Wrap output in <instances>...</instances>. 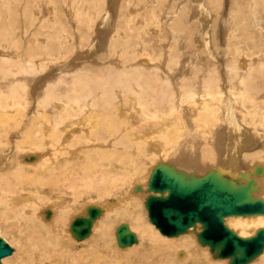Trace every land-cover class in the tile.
Segmentation results:
<instances>
[{"label":"rangeland","instance_id":"1","mask_svg":"<svg viewBox=\"0 0 264 264\" xmlns=\"http://www.w3.org/2000/svg\"><path fill=\"white\" fill-rule=\"evenodd\" d=\"M23 1L24 0H5V1L0 0V5H1L0 6L1 7L0 8V21L4 22V24L2 26H0L1 27L0 30L2 29L1 30L2 32L0 31V34L2 33L3 35H5L3 37H1L2 34L0 35V44L1 43L3 44V47L0 46V52L4 53V51H6L5 53L8 54L13 49L17 54H21L24 51V49L27 48V47L25 48L24 45H25V38L26 39L28 38L27 40L29 41L30 45H32L31 53L33 52V54H31V55H33V56H31V57H33L36 60H39L41 57H45L47 55L46 50L36 47V45L39 46V44H41V41L43 40V38H44V40H47L48 39L47 37H51V34H53V36L57 37V34H56L57 32L60 34V36H63L64 32L71 33V35H72V33L73 34L79 33L80 36L78 34L79 38H77V41L75 40L74 43L72 41L70 42V40H68V41L64 40V42H63L64 46H60V44L55 43L54 44V45H56V46H54L55 49L49 48V45L51 43L44 42L45 44H49L47 46V50H48V52L50 51L49 54L53 59L51 61H47L48 67L44 71H40L41 73H39V75H37V78H35L31 82V84L28 86L29 87L28 88L29 90L27 89L29 91L28 93H24V90H22L20 88V87H22L23 82H24V84L26 83V81L24 80L26 73L25 74L19 73L17 75L18 77L17 76H14V77L9 76V78H0V82L3 81L0 83V90L4 91L5 93L8 92L7 80L14 78L13 84H17L18 88H20L21 92H23L22 94H24V96H23L24 100H22V102H24L22 109L24 111H26V114H25L24 111L22 110V116L20 117V119L19 118L17 119V122H18L17 125L15 124L16 123L15 120L11 121V125L13 127L12 126L10 127V131L8 133H7V131H4L3 130L4 127H2V125H0V128H1V131H0L1 139L0 140L2 141V142L0 141V153H1L0 156H2V158L5 159L3 161V165L5 164L6 157L8 155L9 156L15 155L16 159L19 158L21 161H24L22 159V156L26 153H37V154H41V155L45 154L44 157H46V158L49 157V155L53 154L56 146L54 147V146L50 145L48 147V145H46L45 147H43L44 145H40V146L34 147V144H29V147L25 146L27 143L25 144L24 142H26V140H28V138H29L28 134H30V136L33 134L32 135L33 137L37 136V126H35V125H37L38 121L36 122V120L44 119V121H45L47 116L56 115V114H58L62 117L61 109L57 108L58 107L57 105L61 104V101L64 100L63 94L66 98V97H68V95H70L69 94V92H70L71 95L69 98H72L73 97V94H72L73 93L72 92L73 86L77 85L78 83H79V86H82L83 85L82 80L84 78H86L87 75L92 76V77H96V75H99L101 73H105L107 75V74H109V72L111 70H113V68L117 69V66L115 65L116 61H118L119 66H121V65L125 66L126 65L127 68L134 67L136 65V62H138V60H141V58L143 56V55H141L143 51L139 47L140 42L143 43L144 48H149V50L147 52L146 51L145 52L148 54V56H150L152 58L153 63L158 62V63H160V65L162 64L161 67H163V69L166 66H169V67L171 66L172 71H170V72L174 73V74H170V75H174L176 77V79H173L171 81L175 80V84H177V85L174 86L172 84V86H166V88L164 86L163 88H165V89L161 88V91H163V92L166 91V93L168 92L166 95L169 96V97L166 96V99H164L163 101L160 100L161 99L160 95L148 92V89L145 87V85L140 86L141 87L140 92L142 93V95L147 97V95L150 94L148 96V98H150V97L155 98L156 104L159 106L161 104L162 109H165L166 112L168 111L167 112L168 115L170 112L168 107L173 106V102H171V100H172V95L174 92L173 90L175 88H176L175 89V91H176L180 84L182 86L184 83L185 84L188 83V81L193 82L192 85L194 84L193 87L196 88L198 86V84L200 83V82L197 83L199 80H201V83H202V81L204 80V77H206L207 74L209 76L210 74H213L215 72L214 74L217 73V75H219L218 77L220 78L221 82L219 81L218 83L221 87V90L223 91V96H221V102H222L221 112H220L219 116L220 117L223 116V117H221V119L223 118L224 122H227V119H226L227 113H228L227 112V102H228L227 98H230L233 104L236 103L235 97L233 95H231L232 94L231 92H233V91L230 92V89H228V87L227 88L225 87L228 83L227 80L231 76L234 77L235 79L234 78L232 79L233 82H229V84H233V86H235L236 83L239 81L238 77L241 78L244 75V72H242V71H244V69H248V68L251 69L252 68L253 70L251 69V72H254V71L255 72L253 73L252 76L250 75L249 79H246V82H244L245 86H243L247 90V92H246L247 94L245 93L246 94L245 105H246V110L248 111V114L246 116L249 118L250 117L254 118V116H255V118H254L255 122L257 121V122H259V124L257 123V125L255 126L256 128L254 129V128H252V126H250V124H248L244 120H243L244 122H242V123L245 126H247L248 129L252 128L255 132L258 130V132H257L258 135L256 137L255 142H256L257 149L258 148L259 149L254 150L253 148H251L252 150L250 149V151H249V150H247V148H245L244 143L241 141V145L240 144L237 145L238 147L241 146L240 147L241 149L239 148L237 150L238 154H237L236 158L240 162V160H242V158H241L242 155H245V156L246 155L247 156L248 155L249 156L254 155L255 153H257V151L258 152L261 151L262 147H264V138L261 137L263 132H264L263 131V129H264V124H263L264 118L263 117L264 116L262 117V115L264 114V0H145V1L144 0H142V1L141 0H65V1L64 0H55V1H53V0H25L24 2ZM134 1L136 4L134 3ZM152 1H154V2H152ZM26 2H28V3H26ZM46 2L47 3L50 2V3L47 4ZM203 2H204V4H203ZM11 3H13V5ZM17 3H18V5H17ZM2 5H3V7H2ZM140 5H141V7H140ZM51 6H52V8H51ZM15 8H17V9L15 10ZM41 8H42V10H41ZM134 8H135V10H134ZM150 10L152 11V13L150 12ZM9 11H10V13H9ZM22 11H23V14L21 16L20 12H22ZM136 12H137V14H136ZM182 12H183V16L180 18L181 26L179 28V29H181V28L182 29L173 34V32L171 31V26H172L173 22H175L174 19L176 18V16L178 15V17H179ZM13 13L15 14V16L13 15ZM60 14H62V15H60ZM74 14H77V15L74 16ZM49 15L52 18L54 17L53 19H55V21H53L52 18H49L48 17ZM62 16H64V17H62ZM154 16H156V17H154ZM59 17L61 20L59 19ZM136 17H137V19H136ZM125 18H127V19H125ZM182 18H184V19H182ZM6 20L8 21V23L9 22L10 23L9 24L5 23ZM14 20H15V22H14ZM48 20H50V21H48ZM59 20L62 22V25H64L62 28H61L62 25L59 26V23H58ZM44 21L46 22L47 28L42 27L45 25ZM2 22H0V25ZM16 23L18 24V26ZM47 23H50V25ZM13 25H14V27L15 26H17V27L14 28ZM22 25H23V27H22ZM24 25H25V27H24ZM6 27L7 28L9 27V28L7 29ZM12 27H13V29H12ZM128 27H129V29H127ZM19 28H20V30H19ZM40 29H42V32ZM28 30H29V32H28ZM143 30H145V31H143ZM17 32H21L23 35L21 34V35H19L20 36L19 37L16 34ZM10 34L11 35L13 34V35L10 36ZM117 34H118V36H117ZM13 36L15 37V39L11 38ZM22 37H23V39H22ZM120 37L122 40L120 39ZM10 38H11V42H10ZM132 38H134V39H132ZM49 39H51V38H49ZM128 39H129V41H128ZM114 40H117V41L114 42ZM124 41H125V43H124ZM13 42H14V44H13ZM116 42H118L117 46L115 44ZM21 43H23V44L21 45ZM69 43H71L73 45H69ZM7 44H8V46H7ZM118 44L120 46H122L123 48L122 47L120 48V46ZM146 44H148V45H146ZM114 46L117 48L115 49ZM124 46L127 48H125ZM69 47L73 48L72 50H74V51H72L71 48H69ZM171 47H173L171 50L172 51L171 57H173V59L175 58V60L168 62V60H169L168 59L167 61L166 60L165 61L168 62L169 65L167 63L163 64V61L161 59H163V58L167 59V55H165V53H164L163 57L160 60H159V56L161 53H163L165 51L167 52L168 49ZM21 48H22V50H21ZM63 48H64V50H63ZM123 49H125V50H123ZM120 51H121V54H120ZM28 54H30V53H28ZM174 54H177V55H174ZM121 55L123 56V58ZM55 56H57V57H55ZM60 58H61V61H60ZM135 59H137V60H135ZM156 60H158V61H156ZM53 61H55V62H53ZM52 62H53V64H52ZM59 62H60V65H59ZM134 62H135V64L131 65V63H134ZM175 63H177V64H175ZM242 63L244 65L246 64V66L244 67V65ZM56 64H58V65H56ZM52 65H54V66H52ZM230 65H232V67L234 66L233 68H236V67L239 68L238 71H236L239 76L232 74L233 71L228 70V68H232ZM64 67H66V68L64 69ZM181 67L187 68L189 70H193L191 68H194V67H200L203 70L200 71L199 76H195L193 74V76H191V79H190L191 81L188 79L190 77L186 78V79H188L187 81H184L185 79H183V76H184V72L186 70H182ZM211 68H212V70H211ZM240 68L242 70H240ZM180 69H181V71H180ZM210 70H211V72H213V71L214 72L211 73ZM57 71L60 72L59 75H58ZM79 71L81 72V74L83 72H87L88 74H86L84 76V78L82 75L81 78H83V79L80 78L81 81L79 79L78 82L75 84V78L79 77L77 75L79 73ZM260 71H261V73H260ZM144 73H146V72H144ZM144 73H143L144 77H147L146 76L147 74L150 75L149 73H146V75H144ZM175 73H177V75ZM228 73L231 75H228ZM74 74H75V76L76 75L77 76L75 77ZM262 74H263V76L261 77ZM64 75H65V77H64ZM163 75H165V74H162V76L159 75L158 78L161 79V77H163ZM258 75H260V76H258ZM27 76H30V75H27ZM42 76L43 77L46 76V77L42 78ZM61 76H63V77H61ZM21 77H23V80H21ZM73 77H74V79H73ZM92 77H90V78H92ZM97 77L102 78V76H97ZM107 77H109V76H107ZM71 80H73V81H71ZM17 81H18V83H17ZM61 81L64 83L62 84ZM70 81H71V83H70ZM83 81H85V79ZM98 81L101 82V80H96V83H100ZM183 81H184V83H183ZM66 82H67V84H66ZM80 82H81V84H80ZM51 84H52V86H49ZM167 84H168V82H167ZM255 84H256V86H254ZM1 85H2V87H1ZM3 85L4 86L6 85V86L4 87ZM55 85L56 86L58 85V86L56 87ZM160 85L161 84L159 82V85L155 86V88L158 90V87H160ZM68 87H69V89H67ZM144 87L146 89H144ZM235 87H237V85ZM54 89L57 91L59 90L58 91L59 94ZM66 89H67V92H66ZM117 89H120V87H118ZM130 89L134 90L132 87H130ZM170 90H172V91L170 92ZM227 90H229V91H227ZM51 91H53L55 96ZM117 91L119 94V97L117 99L120 100L122 98V94L119 93V90H117ZM34 92H35V94H34ZM65 92L68 94H65ZM45 93H46V95H45ZM146 93H147V95H146ZM169 93H171V94H169ZM56 94H57V96H56ZM61 95L63 98L61 97ZM252 95L256 98L255 100L253 99V101L251 100L253 97ZM232 96H233V98H232ZM58 98H60V99H58ZM170 98H171V100H170ZM196 98H197V96L195 97V99ZM200 98L199 97L197 98L199 100V102L202 99V98L201 99ZM248 98H250V100ZM195 99L188 101L189 103L185 105V107H188V109L184 110L186 113L185 119L190 118V122L191 123L194 122V124L196 123L197 118H193V120L191 119V116L195 114L194 111L192 112L191 108L196 106V109H197L196 104L199 105V103H196V104L194 103ZM242 100H243V98H242ZM26 101H28V102H26ZM50 102L53 103L54 108L52 107V104L50 106ZM113 102H115V101H113ZM158 102H160V104ZM54 103H55V105H54ZM94 103L96 104V107H98L97 108L98 110H99V107L101 106V108L99 110V113L102 111V115H100L101 119L104 120V118L112 116V118H113L112 124H114L113 127L115 128L117 119L119 118V114H117V116H115L116 114H113L114 112L112 110H110L109 108H104V106H103L104 100L103 99H101L100 102L95 101ZM37 104H39V105H37ZM114 105L115 104L113 103V107H114ZM130 106H132V107H130ZM39 107L41 110L39 109ZM125 107H126V109L130 110V113L133 112L132 113V115H133L132 119L129 121L128 124H130L134 128L133 133L135 136H137V135L141 136L142 132L145 131V129L142 130L141 126H143V128L146 126L149 127L150 123L154 124V125L156 124V126H157L159 124V122H163L162 125H165V124H167L165 122H167L171 119L170 115H169L168 117L170 119L167 117L164 118V120H166V121H162L163 119L159 118L160 121H157V123H156L155 119H151L147 122L144 119L143 122H138L137 119H134L136 116V113H135V110L133 108V103H131L130 100H128V103L125 105ZM140 107H142V106H140ZM103 109H106L107 111H109L110 114H105ZM38 110H39V114H38ZM243 110H245V109H243ZM236 111L238 113V116H241V118H242L241 113H239L241 111L239 109H236ZM251 112H255V113H251ZM52 113H54V114H52ZM82 113H83V115L80 114V116L78 118H80L81 116L82 117L87 116V114L85 115L84 112H82ZM24 114L26 116L25 120L22 118V117H25V116H23ZM134 114H135V116H134ZM160 114H162V112ZM28 115L31 117H29ZM75 115L77 116L78 114L76 113ZM196 115H198V114H196ZM100 116H99V118H100ZM260 119L261 120L263 119L262 122L260 121ZM241 120L242 119H240V122H241ZM178 121L181 122L180 120H178ZM81 123H83V122H81ZM103 123L100 125H103ZM198 123L203 124V122H201V121H198ZM219 123H217V125H219ZM132 124H134V126ZM177 124L178 123L175 122L174 126H176ZM261 124H262V126H261ZM33 125H34V129L31 130V127ZM48 125H50V124L48 123ZM104 125H105V123H104ZM174 128H176V127H174ZM207 129H208L207 127H197V131L196 132L194 131V134L192 135V137H194V136L196 138L198 137L197 140L189 142L188 144H185V145H183L182 143L179 145V143L175 141L176 137L174 135L172 136L170 134L169 144L172 145V147H169L170 150L173 153L177 152L176 154H178V155L181 151H186V154H188V157L190 158L191 147H193L195 150H196V148L198 149V147L200 149V146L198 145L200 143L197 144L195 142H201L203 139L204 145H207L206 141H208V144H210L213 132L207 134V132L205 131ZM169 130H170V128H169ZM176 130H178V129H176ZM229 130L231 131L230 128H227L226 131H224V132H226V134H228ZM202 132H203V134H202ZM196 133H197V135H196ZM84 134H85L84 128H82L80 136H83ZM226 134L224 133L222 135V131H221V137H220V133L215 134L216 139L214 138V140H215L214 146L216 147L217 151H218V147H217V141L218 140L217 139L222 138V136L225 137L224 135H226ZM75 135H79V134H77L75 132ZM110 135L111 134H109L108 137ZM201 135H202V137H201ZM261 138H262V140L260 141ZM208 139H210V140H208ZM227 139L222 138V140L224 141L222 143V146H224L230 142V137H228ZM76 140L78 142L79 138ZM113 140H114V137L110 136L107 141L110 142ZM127 140L129 142V144H125L124 142H122L120 140H118V142L120 145H125V146L131 145L130 140L129 139H127ZM219 140H221V139H219ZM177 141H178V138H177ZM161 142H163V140H161ZM21 143H22V145H21ZM100 143L103 145H101ZM76 144L77 143L74 139V141H73L74 147H77V146L82 147L84 145H88V144H84V145H82V144L76 145ZM96 144H98V145L95 147V149H98V148H99V150H102L103 148L110 149L106 142L97 141ZM194 145H196L197 147ZM23 146H24V148L25 147L28 148V150L24 149ZM179 146H180V149H177V148H179ZM201 146H202V144H201ZM218 146H219V144H218ZM233 146H235V145H233ZM250 147H251V144L249 143L248 148H250ZM31 148L34 150H32ZM205 148H207V146ZM219 149L221 150L220 146H219ZM30 150H32L33 152ZM118 151H121V149H119ZM211 153H210V157H209V161H208L210 166L205 164V163H203V165H197L198 164L197 159L189 160L188 157L185 158L184 161L183 160H177L175 162L174 161H172V162L170 161V162L177 164L179 166L182 163L183 164L185 163L186 165L184 164V166H185L184 168L188 169L189 171L192 170V171H196L197 173L201 172V174H205L208 169L216 167L217 166L216 164L219 165L220 164L219 161L220 160L222 161L221 154L217 153L216 151L211 152ZM4 155H5V157H4ZM149 155L150 154H148L146 152L141 153V154H133V157L135 159V162L133 165V168H134L133 175L134 176H132L128 179H123V181L115 180L113 183L114 184L113 187L109 186L113 181H110L108 179H104L102 181L97 180L95 182V184L97 186L90 185L89 183L85 184L87 189H85L86 187H84V184H83L85 181L83 183L82 182L78 183V188L75 187L76 188L75 189V188H72L63 179L60 180L61 175L58 172L57 173L52 172L49 175L54 176L53 180L55 181V184L51 183V181H50L51 178L45 177L43 180L45 184L42 186V188H43L42 193H41V191L40 192L37 191V192H32V195L34 197L38 196L40 198H43V197L50 198L51 194L52 195L53 194L58 195L57 188L62 187L64 182H65L66 185L63 186V190L66 193L62 192L61 195L64 194L63 196L65 197L67 204L71 208H73V209L79 208V207L81 208V209L75 211V214L77 212L80 213L84 209V207H86L87 205H90V204L99 205L102 208L104 207V209L106 210V206L109 205L108 202L109 203L117 202L118 201L117 199L119 198V196H123L128 191L132 195H137V197L135 198L137 201H135L133 198L132 200H134V203L129 208V213H132L133 215H130L127 218L121 219V221L115 220L116 219V216H115L114 220H112L113 223L107 228V231H105V228H103L105 225L104 221L106 219H108V217H112L115 215L113 213V211H106V213H104L98 219L97 223L95 224L96 227H94V232H92L93 234H91V237H92V235H94V233L96 231H98V233H102V232L107 233L108 244H109V247H108L109 253L107 256V261L109 262V264H135V263H143L144 261L146 262V260L148 261V259H152L148 256L150 254V251H151L153 244L161 247L162 242L160 240H156L154 238L151 239L150 237H152V236L147 233L146 230H148L150 233L153 234L152 223L150 222V220L148 218V213H147V210L144 206L145 201L143 200V197L140 195L141 192H135L134 188L137 185H140L143 188L144 187L147 188V185H148L147 180L150 177L151 172L154 168L153 165L158 164L159 162H162V161L163 162H169L168 161L169 159L175 160L174 156L173 157L171 156L170 158L169 157H163L164 159H162V157H158L155 154L153 155L154 157L149 158ZM15 156H10V157H15ZM63 156H65V155H63ZM223 156L225 157V154ZM193 157H196V156H193ZM211 158H212V160L216 159V161L214 160V163H211L212 162V161H210ZM84 159L85 158H83L82 161ZM245 160H246V157H245ZM263 160H264V158L262 160L259 159L256 162L260 161V162L264 163ZM34 161H36V160H33V162ZM24 162H26V161H24ZM178 162H180V164H178ZM246 162H247V160H246ZM246 162L245 163L243 162L242 164L246 166ZM62 163H63V165H65L64 167L62 165V168L65 169L66 168V162L63 161ZM74 163H76V161H72L69 164H74ZM115 163H117L118 167L121 168V166L118 164L119 162L116 161ZM248 163L252 164V162H247V164ZM214 164L216 166H213ZM253 164H254V162H253ZM234 166H236V164H233L231 168H233ZM231 168L229 166V170ZM12 169H14V167ZM121 170H124V168H121ZM121 170H119V171H121ZM235 171L236 170L234 168L231 169V174L233 172V173H235V175H236V173H238V175H240L243 170L242 171L240 170V172H237V171L235 172ZM142 175L144 177L140 178V176H142ZM115 177L116 176H114L113 179H115ZM80 185H82V186H80ZM129 188H130V190H129ZM46 191H47L48 195H45ZM59 195H60V193H59ZM91 195H93V197ZM3 196L4 195L0 194V235L4 239L5 238L10 239V240L5 239V240L14 248V253L12 255L6 257L8 259L5 262L2 261V264H20L22 261V257H20V256L23 255L22 254L23 250L29 245V243H28V241L25 242V240H23V238L19 236L20 234L17 230H16V233L18 234V237H14V238L12 237L11 233H12L13 227L11 226V222L13 221V219H10L7 215V211L9 209V206H7V202L3 199ZM67 197L70 199H68ZM67 199H68V201H67ZM46 204L47 203H45V204L43 203V205L45 207L49 206L48 204L51 205L52 203L50 202L47 205ZM28 208L29 207H27L26 209L28 210ZM15 210H17V208H15ZM15 210L13 212H15ZM53 212H54V210H53ZM54 213H53V218H54ZM72 214H74V212ZM125 222L127 224L131 225V227L133 228V229L132 228L131 229L134 230V232L137 234V236L139 238V242L137 244L131 246V247L122 249V248H119V246L117 245L116 229H117L118 225H120L121 223H125ZM144 229H146V230H144ZM156 231L159 235V238L163 237V235L160 233V231L158 229H156ZM177 238L178 237H176L174 239H177ZM162 240H164V239H162ZM86 242L87 241L78 243V244H80L79 245L80 247L78 246L75 250H77L78 252L86 251L85 247H87V245H89ZM182 243H183V241H180L179 243L176 244V246H174V248H170L167 251V256L164 259V261L162 262V264H193V263L197 264L198 261H199L198 264H210V263H214V262H215L214 264H216V263L219 264L220 262H221L220 264H222L223 261L228 263L227 259H223V260L222 259H216L213 256H212L213 257L212 258L210 256L211 252H209L210 249L207 246H205V248H207L206 253H201V252L193 253V249H190V256L186 257L188 250L185 248H180V245ZM176 247H178V248H176ZM111 250H112V252H111ZM180 252H183V256H180L181 255ZM194 255H195V257H194ZM261 256H259L257 258V260L255 259V261H253L252 264L253 263L254 264H262L263 261L260 258ZM176 257H179V260H177ZM187 258H189V259H187ZM191 258H193L194 260L192 259V261H190ZM153 259L149 260L148 263H151V261H153ZM182 259H187V260L184 262H181Z\"/></svg>","mask_w":264,"mask_h":264},{"label":"bare ground","instance_id":"2","mask_svg":"<svg viewBox=\"0 0 264 264\" xmlns=\"http://www.w3.org/2000/svg\"><path fill=\"white\" fill-rule=\"evenodd\" d=\"M53 1H55V0H53ZM152 2H154V1H152ZM26 3H28V2H26ZM49 3H47V4H49ZM134 3H135V1H134ZM11 4L13 5V3H11ZM203 4H204V2H203ZM17 5H18V3H17ZM2 7H3V5H2ZM140 7H141V5H140ZM42 8H41V10H42ZM51 8H52V6H51ZM16 9L17 8H15V10ZM134 10H135V8H134ZM150 12L152 13L151 10H150ZM9 13H10V11H9ZM22 14H23V11L20 12L21 16H22ZM136 14H137V12H136ZM13 15L15 16L14 13H13ZM60 15H62V14H60ZM76 15L77 14H74V16H76ZM182 16H183V12L181 13V15L179 17L177 15L176 18L174 19L175 22H173V24L171 26V31L173 32V34L182 29V28L179 29L181 26L180 18ZM48 17L52 18V17H50V15ZM62 17H64V16H62ZM154 17H156V16H154ZM59 19H60V17H59ZM125 19H127V18H125ZM136 19H137V17H136ZM182 19H184V18H182ZM60 20L58 22L59 26L62 25V22ZM48 21H50V20H48ZM53 21H55V19H53ZM0 22H2V21H0ZM14 22H15V20H14ZM5 23H8V21L6 20ZM3 24H4V22H2L0 26H2ZM47 24L50 25V23H47ZM17 26H18V24H17ZM17 26H15V27H17ZM63 26L64 25H62L61 28ZM13 27H14V25H13ZM13 27H12V29H13ZM22 27H23V25H22ZM24 27H25V25H24ZM42 27H46V22H45V25ZM127 29H129V27ZM19 30H20V28H19ZM40 30L42 32V29H40ZM143 31H145V30H143ZM28 32H29V30H28ZM65 33L66 32H64L63 36H60V34L57 32L56 33L57 37L53 36V34H51V37H47L48 38L47 40H44V38H43V40L41 41V44H39V46L36 45V47L44 49L47 51L46 52L47 55L46 56L44 55L45 57H41L39 60H36L33 57H31V56H33V55H31V54H33V52L31 53L32 45H30L29 41L27 40L28 38L27 39L25 38V45H24V47L25 48L27 47V48L24 49L23 52L21 51L22 52L21 54H17L13 49L8 54L5 53L6 51H4V53L0 52V78H9V76L14 77V76H17L19 73L20 74L26 73V75L24 77V80L26 81V83L24 84V82H23L22 83L23 85L20 88L22 90H24V93H28L29 92L28 86L31 84V82L35 78H37V75H39V73H41L40 71H44L48 67L47 61H51L53 59L49 54L50 51L48 52V50H47V46L49 44H45L44 42L51 43L49 45V48H54V46H56V45H54L55 43L60 44V46H64V43H63L64 40L65 41L70 40V42L72 41L74 43L75 40L77 41V38H79L78 37L79 33L78 34L72 33V35H71V33H66V34ZM16 34H17V36H19L22 33L17 32ZM12 35L10 34V36H12ZM3 36H5V35L2 34L1 37H3ZM79 36H80V34H79ZM117 36H118V34H117ZM11 38L15 39L14 36ZM11 38H10V42H11ZM49 38H51V39H49ZM22 39H23V37H22ZM120 39H121V37H120ZM132 39H134V38H132ZM115 41H117V40H114V42ZM128 41H129V39H128ZM117 43L118 42L115 43L116 46H117ZM124 43H125V41H124ZM1 44H0V46L3 47V44L2 45ZM8 44H7V46H8ZM13 44H14V42H13ZM22 44L23 43H21V45ZM69 45H73V44L69 43ZM146 45H148V44H146ZM121 47L122 46H120V48ZM139 47L143 51L141 54L143 56H142L141 60H138V62H136V65L132 68L131 67L127 68L126 65L125 66L124 65L119 66L118 61L115 60L116 61L115 65L117 66V69L113 68V70H111L109 72V74H107V75L105 73H101L99 75H96V77H92V76L87 75L86 78H84V76L86 74H88L87 72H83L82 74L80 71H79V73L77 72L78 73L77 75L79 77H76L77 75L75 76V74H74V76L76 77L75 78V84L82 77V75H83V78L85 79V81H83L84 79L81 78V79H83L82 80L83 85L79 86V83H78L77 85L73 86V89H72L73 97L72 98H69L71 95V93L69 91L68 92L70 95H68V97L65 98V96L63 94L64 100L61 101V104L57 105L58 106L57 108L61 109L62 117L60 115L56 114V115L47 116L45 121H44V119L36 120V122L38 121L37 125H35V126H37V136L33 137L32 136L33 134L31 136H30V134H28L29 138H28V140H26V142H24L25 144L27 143L28 145L26 144L25 146L29 147V144H34V147L40 146V145H44L43 147H45L46 145H48V147L50 145L54 146V147L56 146L53 154L49 155V157L46 158V157H44L45 154L41 155V154H37V153H26L25 152L26 154L23 153L24 155L22 156V159L26 162L21 161L19 158L16 159L15 155H10V156H15V157H10L8 155L9 157L8 156L6 157V161H5L4 165H3V161L5 159L2 158V156H0V194L4 195L3 199L7 202V206H9V209L7 211V215L10 219H13V221L11 222V226L13 227V230L15 229L14 231L12 230V233L10 231L9 232L11 233L12 237L14 238V237H18V234L16 233V230H17L20 234L19 236L22 237L23 240H25V242L28 241V243H29V245L23 250V253H22L23 255L20 256V257H22V261L20 264H109V262L107 261V256L109 253V251H108L109 244H108V235L106 232L98 233V231H96L94 233V235H92V237L90 235L89 237H87L84 240H77L73 236L72 232L70 231V225H71L72 221L77 216L85 214L86 208L88 205L86 207H84V209L80 213L77 212L75 214V211H77L81 208L79 207V208L73 209L67 204L66 199L63 196L64 194L61 195L62 192L66 193L63 190V186L66 185V183H68L72 188H75V187L78 188V183H81V182L83 183L84 181H85L83 183L84 187H86L85 184H88V183L90 185L97 186L95 184V182L97 180L102 181L104 179H108L110 181H113L109 185L110 187L111 186L113 187L114 186L113 183L115 180L123 181V179H128V178L134 176L133 175V172H134L133 165H134L135 159L133 157V154H141V153H145V152L150 154L149 158L154 157L153 156L154 154L158 157H162V159H164L163 157H169L170 158L171 156L172 157L174 156L175 160L169 159L168 160L169 162H165V163H170L172 165H175L177 168L185 171L186 173H194V174L200 175V176L204 175V174H201V172L197 173L196 171H192V170L189 171L188 169L184 168L185 163L184 164L182 163L180 166L177 164L171 163L172 161L175 162L177 160H183L184 161V159L188 157V154H186V151H181L178 155V154H176L177 153L176 151H175L176 153H173L170 150L169 147H172V145L169 144L170 134L172 136L174 135L176 137L175 141L178 142L179 145L181 143L183 145H185V144H188L189 142L197 140L198 137L197 138L195 136L192 137V135L194 134V131L195 132L197 131V127H207L208 129L205 130L207 132V134L213 132L210 144H208V141H206L207 145H204L203 139L201 142H195L197 144L200 143V144H198L200 146V149H199V147H198L199 150L196 148L197 144L194 145V146H196L195 148L197 151L193 147H191V151H190L191 155H190V158L188 157V159L189 160L197 159L198 160L197 165H203V163L209 165L208 161H209L210 153L216 151L217 153L221 154L222 161L220 160L219 161L220 164L219 165L216 164L217 166L214 164L213 166H216V167L208 169L206 173H208L212 169L213 170H219L221 173H224L225 175L230 176L233 179H240L241 180L242 178L239 177L238 173H236V175H235V173L232 172V174H231V169L234 168L237 172H240V170L241 171L243 170L241 172V174L242 173L249 174L250 178L255 179V186H257V190L255 192V195L257 197H261L264 199V163H262L260 161L256 162L257 160H259V159L262 160L264 158V147H262V150L259 152L257 151V153H255L254 155H250V156L249 155L248 156L242 155V157H241L242 160H240V162L236 158V156L238 154L237 150L241 147V146L238 147L237 145H239V144L241 145V141L244 143L245 148H247V150L250 151L251 148H253L254 150L257 149L255 140H256V137L258 135V133H257L258 130L255 132L252 128L255 129L256 128L255 126L257 125V123L259 124V122H257V121L255 122V119H254L255 116H254V118H252V117L249 118L246 116L248 114V111L246 110V105H245V103H246L245 97L247 94L246 93L247 90H246V88L243 87V86H245L244 82H246V79H249L250 75L252 76L255 71L251 72L252 68L251 69L250 68L244 69V71H242V72H244V75L241 78L238 77L239 81L237 83L235 82L237 87H235L236 85L233 86V84H229V82H233L232 79L234 77L231 76L230 78H228V80H227L228 83L225 87L226 88L228 87V89H230V92L233 91V92H231L232 93L231 95H233L235 97L236 103L233 104L231 99L227 98V101H228L227 102V112L228 113H227V117H226L227 122H224V119L223 118L221 119V117H223V116H221V117L219 116L220 112H221V104H222L221 96H223V91L221 90V87L218 83L220 81V78L218 77L219 75H217V73L214 74L215 73L214 71H213L214 73L211 72V70H212V68H211L210 72L213 74H210L209 76L207 74L206 77H204V80H203L204 82L202 81V83H201V80H199L197 83H199V82L200 83L198 84V86L196 88H194L193 87L194 84L192 85L193 82L188 81V83L185 84L184 81H187L188 79L190 80L191 76H193V74L195 76H199L200 71L203 69H201L200 67H194V68H191L193 70H189L187 68L181 67L182 70H186L184 72V76H183V79H185V80L183 81L184 84L182 86L180 84L176 91H175L176 88L174 87L175 89L173 90L174 92L172 95V100L170 98L171 102H173V106L168 107L169 111H170L169 112V115L171 118L170 119L168 117L169 116L167 113L168 111L166 112L165 109H162L160 102H158L160 104V106H159L156 104L155 98H153V97L148 98V96L150 94L147 95V93H146L147 97L142 95V93L140 92L141 91L140 86L145 85V87L148 89V92L160 95V98H161L160 100L163 101L164 99H166V96L167 97H169V96L166 95L168 92L166 93V91L165 92L161 91V88L165 89L166 86H172V84L174 86L177 85V84H175V80L171 81L173 79H176V77L174 75H170V74H174V73L170 72V71H172L171 66L170 67L166 66L167 68L165 67L163 69V67H161L162 64L160 65V63H158V62L153 63L152 58L150 56H148V54L146 53L149 50V48H144V45L142 42H140ZM69 48H71V47H69ZM116 48L117 47H115V49ZM125 48H127V47H125ZM172 48L173 47L169 48L167 52L165 51V52L160 54L159 60L163 57L164 53H165V55H167V59L166 58L161 59L163 61V64L164 63L168 64L169 61L171 62L172 60H175V58L173 59V57H171ZM72 49L73 48H71V50ZM21 50H22V48H21ZM63 50H64V48H63ZM123 50H125V49H123ZM72 51H74V50H72ZM28 53H30V54H28ZM120 54H121V51H120ZM174 55H177V54H174ZM57 56H55V57H57ZM61 58H60V61H61ZM122 58H123V56H122ZM135 60H137V59H135ZM165 60L166 61L168 60V62H166ZM156 61H158V60H156ZM53 62H55V61H53ZM53 62H52V64H53ZM132 64L134 65L135 62L131 63V65ZM175 64H177V63H175ZM56 65H58V64H56ZM59 65H60V62H59ZM52 66H54V65H52ZM230 66L232 67V65H230ZM245 66H246V64L244 65V67ZM233 67L228 68V70L233 71L232 74L239 76L236 72V71H238L239 68L238 67L233 68ZM65 68L66 67H64V69ZM240 70H242V69L240 68ZM180 71H181V69H180ZM144 72L149 73L150 75H148V74L146 75V73H144ZM59 73L60 72H58V75H59ZM143 73L147 77H144ZM260 73H261V71H260ZM162 74H165V75H163L164 78L161 77V79H159L158 76L159 75L162 76ZM175 74L177 75V73H175ZM27 75H30V76H27ZM228 75H231V74L228 73ZM97 76H102V78H99ZM107 76H109V77H107ZM258 76H260V75H258ZM262 76H263V74L261 75V77ZM44 77H46V76H44ZM44 77L42 76V78H44ZM61 77H63V76H61ZM64 77H65V75H64ZM90 77H92V78H90ZM188 77H190V78H188ZM186 78H188V79H186ZM13 79L14 78L7 80V85H8V88H7L8 92L7 93L0 90V125H2V127H4L3 130L7 131V133L10 131V127L12 126L11 121L15 120L16 123L15 122L14 123L16 125L18 124L17 119L18 118L20 119V117L22 116V110H23L22 106L24 103V102H22V100H24L23 99L24 94H22L23 92H21V89L18 88L17 84H13V81H14ZM73 79H74V77H73ZM81 79H80V81H81ZM21 80H23V77H21ZM96 80H101V82L98 81L100 83H96ZM71 81H73V80H71ZM71 81H70V83H71ZM1 82H3V81H1ZM159 82L161 85H160V87H158V90H157L155 88V86H158ZM167 82H168V84H167ZM17 83H18V81H17ZM61 83L63 84L64 82L61 81ZM66 84H67V82H66ZM80 84H81V82H80ZM49 86H52V84ZM164 86H165V88H163ZM254 86H256V84ZM1 87H2V85H1ZM118 87H120V89H117ZM130 87H132L134 90L130 89ZM145 87H144V89H146ZM67 89H69V87ZM67 89H66V92H67ZM117 90H119V93L122 94V98L120 100L117 99L119 97ZM53 91H51V92L53 93ZM55 91H57V90H55ZM58 91H57V93L59 94ZM171 91L172 90H170V92ZM227 91H229V90H227ZM66 92H65V94H68ZM34 94H35V92H34ZM169 94H171V93H169ZM45 95H46V93H45ZM54 96H55V94H54ZM56 96H57V94H56ZM196 96H197V98L198 97L202 98V99L200 98L201 99L200 102L197 98L195 99ZM233 96H232V98H233ZM61 97H62V95H61ZM242 98H243V100H242ZM250 98H248V99L250 100ZM58 99H60V98H58ZM101 99L104 100V104H103L104 108H109L110 110H112L114 112L113 114H116L115 116H117V114H119V118L117 119L115 128L113 127L114 124H112V122H113L112 116L106 117V118H104V120L101 119L100 115H102V111L99 113L101 106L99 107V110H98L97 109L98 107H96V104L94 103L95 101L100 102ZM193 99H195V101H194L195 104L199 103V105L196 104L197 109H196V106L191 108L192 112L194 111V113H195L194 115L191 116V119L193 120V118H197L195 124H194V122L193 123L190 122V118L185 119L186 113L184 111V110L188 109V107H185V105L189 103L188 101H191ZM253 99L255 100L256 98L253 96L251 100L253 101ZM128 100H130V102L133 103V108H134L135 113H136V116L134 114L135 118L134 117L133 118L137 119L138 122H143L144 119L146 122L151 120V119H155L156 123H157V121H160L159 118L163 119L162 121H166V120H164L165 117L169 118L170 120L165 122V123H167L165 125H162L163 122H159V124L157 126H156V124L154 125L151 123H150L149 127L146 126L143 128V126H141L142 130L145 129V131L142 132L141 136H139V135L135 136L133 133L134 128L130 124H128L129 121L132 119V116H133L132 115L133 112L130 113V110L126 109V107H125V105L128 103ZM113 101H115V102H113ZM26 102H28V101H26ZM55 103H54V105H55ZM113 103L115 104L114 107H113ZM51 104L53 107V103L50 102V106H51ZM37 105H39V104H37ZM140 106H142L143 108ZM130 107H132V106H130ZM39 109H40V107H39ZM236 109H239L241 111L239 113H241L242 118H241V116H238ZM243 109H245V110H243ZM103 110H104L105 114H110L109 111H107L106 109H103ZM82 112H84L85 115L87 114V116H85V117L81 116L80 118H78L80 116V114L83 115ZM159 112L160 113L162 112V114H160ZM24 113L26 114V111H24ZM76 113L78 114L77 116L75 115ZM251 113H255V112H251ZM25 114L23 116H25ZM38 114H39V110H38ZM52 114H54V113H52ZM196 114H198V115H196ZM99 116H100V118H99ZM263 116H264V114L262 115V117ZM29 117H31V116H29ZM22 118L25 120L26 116L22 117ZM240 119H242L241 122H240ZM178 120H180L181 122H179ZM243 120L245 122H247L248 124H250V126H252V128L248 129L247 126H245L242 123V122H244ZM262 120L260 119L261 122H262ZM198 121L203 122V124L198 123ZM81 122H83V123H81ZM103 122L105 123V125ZM175 122L178 123L176 126H174ZM48 123L50 125H48ZM102 123H103V125H100ZM217 123H219V125H217ZM132 125L134 126V124H132ZM261 126H262V124H261ZM174 127H176V128H174ZM82 128H84L85 134L83 136H80ZM169 128H170V130H169ZM227 128L231 129V131L229 130L228 134H226V132H224V131H226ZM32 129H34V125L31 127V130ZM176 129H178V130H176ZM0 131H1V128H0ZM221 131H222V135L224 133L226 134V135H224L225 137L222 136V138L227 139L228 137H230V142L228 144L222 146V143L224 142L222 140V138H219L221 140L217 139L218 140L217 141L218 151H217L216 147L214 146V143H215L214 138L216 139L215 134H218V133H220V137H221ZM263 131H264V129H263ZM75 132L79 135H75ZM109 134H111L110 136L114 137L113 141H110V142L107 141L110 137V136L108 137ZM202 134H203V132H202ZM196 135H197V133H196ZM201 137H202V135H201ZM261 137L264 138V132H263ZM78 138H79V140L77 142L76 139H78ZM177 138H178V141H177ZM0 139H1V137H0ZM74 139L77 143L76 145H79V144H82V145L88 144V145H84L82 147L81 146L80 147H78V146L74 147V145H73ZM127 139L130 140L131 145H129V146L120 145L118 142V140H120V141L124 142L125 144H129ZM161 140H163V142H161ZM208 140H210V139H208ZM261 140H262V138L260 139V141ZM97 141L106 142L110 149H108V148H103L102 150H99V148L95 149V147L98 145V144H96ZM249 143L251 144L250 148H248ZM201 144H202V146H201ZM218 144L221 147V150L219 149ZM21 145H22V143H21ZM101 145H103V144H101ZM233 145H235V146H233ZM206 146H207V148H205ZM26 147L24 148V146H23L24 149L28 150V148H26ZM119 149H121V151H118ZM177 149H180V146ZM32 150H34V149H32ZM32 150H30V151H32ZM224 154H225V157L223 156ZM5 155H4V157H5ZM63 155H65V156H63ZM31 156H34L35 157L34 160H36V161H34V162L30 161L29 162V160L28 161L25 160L26 157L29 158ZM193 156H196V157H193ZM245 157H246L247 162H252V164H249V163L247 164ZM83 158H85V159L82 161ZM214 160L216 161V159H214ZM214 160H212V158H211V160H210V161H212L211 163H214ZM63 161L66 162V168L65 169L62 168V165H63L62 162ZM72 161H76V163L69 164ZM116 161L119 162L118 164L121 166V168H124V170H121V168L118 167L117 163H115ZM242 161L244 163L246 162V166L242 164L243 163ZM253 162H254V164H253ZM159 163H161V162H159ZM178 164H180V162H178ZM233 164H236V166L231 168ZM156 165L157 164L153 165V167H155ZM64 166L65 165H63V167ZM229 166L231 168L230 170H229ZM13 167H14V169H12ZM259 167H262V173L256 175L255 172H256L257 168H259ZM119 170H121V171H119ZM52 172H56V173L58 172L61 175L60 180L63 179L64 181H66V183L64 182L62 187L57 188L58 195H56V194L52 195L51 194L50 198H48V197L47 198H45V197L40 198L38 196L34 197L32 195V192H37V191L40 192L41 191V193H42V191H43L42 186L45 184L43 180L45 177L51 178V180H50L51 183L55 184V181L53 180L54 176L49 175ZM241 174H240V176H241ZM114 176H116L115 179H113ZM143 177H144L143 175L140 176V178H143ZM148 180H149V178H148ZM242 182H244V180H242ZM80 186H82V185H80ZM130 188H129V190H130ZM135 188H136V186H135ZM135 188H134V191L137 192L135 190ZM85 189H87V187ZM47 191H46V194L44 192L43 193L45 195H48ZM138 192H141L140 195L143 197V200L145 201L146 198L148 197L147 188L142 187V190H140ZM59 193H60V195H59ZM91 196L93 197V195H91ZM136 197H137V195H132L128 191L123 196H119V198L117 199L118 200L117 202H112V203L108 202L109 205L106 206V210L104 209L105 213H106V211H113V213L115 215L112 217H108V219H106L104 221L105 225L103 228H105V231H107V228L113 223L112 220H114L115 216H116L115 220L121 221V219L127 218L130 215H133L132 213H129V208L134 203V200L137 201L135 199ZM133 198H134V200H132ZM68 199H70V198H68ZM68 199H67V201H68ZM50 202L52 203L51 205L48 204ZM43 203L44 204L47 203L49 206L45 207L43 205ZM144 206H145V202H144ZM27 207H29L28 210L26 209ZM15 208H17V210H15ZM52 209L54 210L55 213L53 212ZM14 210H15V212H13ZM47 210L51 211V216L49 218H46V215H45ZM73 212H74V214H72ZM53 213H54V218H53ZM147 213H148V211H147ZM97 221L93 225V231L92 232H94V227H96L95 224L97 223ZM225 224L229 228H231L232 230L237 232L240 236L249 237V236H253L256 233L257 229L264 228V215H254V216H247V217L229 216V217L225 218ZM153 225L154 224L152 223L153 234L150 233L146 229H144V230H146L147 233L152 236V237H150L151 239L154 238L156 240H160L162 242L161 247L153 244L151 251H150V254L148 256L152 259L154 258L153 261H151V263H148V262H149V260H152V259L147 258L148 259V261L146 260L147 263L144 261L143 263H135V264H162V262L164 261V259L167 256V251L170 248H174V246H176V244L179 243L180 241H183V243L180 245V248H185L188 250L186 257L190 256V249H193V253H195V252L206 253L207 248H205V246L203 247V245L198 241L197 234L202 231L200 224L197 225L196 229L194 227H191L188 232L183 233L179 236H173V237L165 236L160 232L163 235V237H161V238L164 240L159 238V235L156 231V229H158V228L155 225H154L155 226L154 227ZM130 228H132L131 225H130ZM176 237H178V238L174 239ZM5 239L8 240L9 238H5ZM84 241H87L86 243L89 244V245H87V247H85L86 245L84 246L86 248V251L78 252L77 250H75L80 245L78 243H81ZM117 245H118V243H117ZM119 248H121V247H119ZM176 248H178V247H176ZM122 249H124V248H122ZM111 252H112V250H111ZM209 252H210V250H209ZM180 254H181L180 256H183V252H180ZM210 256L212 257L213 255L210 254ZM194 257H195V255H194ZM260 258L263 261L262 264H264V252ZM7 259L8 258L3 259V262H5ZM176 259L179 260V257H176ZM187 259H189V258H187ZM187 259H182L181 262H184ZM192 259L193 258H191L190 261H192ZM223 262H222V264H228L225 261H223ZM227 262H229V261H227ZM198 263H199V261H198ZM214 263H210V264H214ZM216 264H218V263H216ZM250 264H252V262Z\"/></svg>","mask_w":264,"mask_h":264},{"label":"water","instance_id":"3","mask_svg":"<svg viewBox=\"0 0 264 264\" xmlns=\"http://www.w3.org/2000/svg\"><path fill=\"white\" fill-rule=\"evenodd\" d=\"M34 156L25 160L33 161ZM262 173V167L255 174ZM233 179L219 170L204 175L186 173L170 163L157 164L149 177L145 207L149 220L165 236H179L191 227L201 225L198 241L208 246L216 259H227L228 264H249L264 252V228L253 236L242 237L225 224L229 216L264 215V199L257 197L255 179L242 173ZM244 180V182H242ZM135 190H142L137 185ZM105 213L104 208L90 204L83 215L77 216L70 231L77 240L92 234L94 223ZM46 218L51 211H46ZM118 246L131 247L139 242L137 234L127 223L116 229ZM14 248L0 235V264L12 255Z\"/></svg>","mask_w":264,"mask_h":264}]
</instances>
